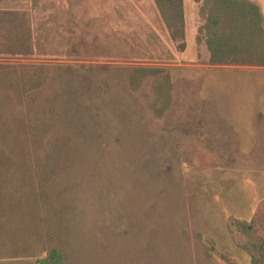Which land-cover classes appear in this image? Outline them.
<instances>
[{"label": "rangeland", "instance_id": "rangeland-1", "mask_svg": "<svg viewBox=\"0 0 264 264\" xmlns=\"http://www.w3.org/2000/svg\"><path fill=\"white\" fill-rule=\"evenodd\" d=\"M184 2L182 44L153 0H0V264H227L206 239L250 264L228 224L264 200V69L210 65ZM134 68L170 75L162 118Z\"/></svg>", "mask_w": 264, "mask_h": 264}, {"label": "trees", "instance_id": "trees-1", "mask_svg": "<svg viewBox=\"0 0 264 264\" xmlns=\"http://www.w3.org/2000/svg\"><path fill=\"white\" fill-rule=\"evenodd\" d=\"M39 1L33 0L35 7ZM153 1L172 39L185 44L184 0ZM195 2L202 3L200 16L204 20V24L199 28L197 41L205 42L210 55V65L264 68V16L259 5L249 0H195ZM3 21L0 18V29L3 27ZM37 46L39 52L46 55L41 41ZM73 68L79 71L82 66ZM150 77L158 78L156 99L150 110L157 118H162L172 101V82L166 70L134 68L129 75V84L133 91H138ZM48 80L49 75L44 69L27 72L21 77V89L40 90ZM228 229L232 240L250 257V264H264V200L251 220L232 217ZM206 243L210 254L218 256L227 264H233L229 255L217 250L213 240L206 239ZM64 260L65 256L61 249L50 248L47 250V257L40 261V264H63Z\"/></svg>", "mask_w": 264, "mask_h": 264}, {"label": "crops", "instance_id": "crops-1", "mask_svg": "<svg viewBox=\"0 0 264 264\" xmlns=\"http://www.w3.org/2000/svg\"><path fill=\"white\" fill-rule=\"evenodd\" d=\"M249 1H251L253 3H256L257 5H259L261 7V10H262L263 16H264V0H249ZM261 69H264V68H261Z\"/></svg>", "mask_w": 264, "mask_h": 264}]
</instances>
